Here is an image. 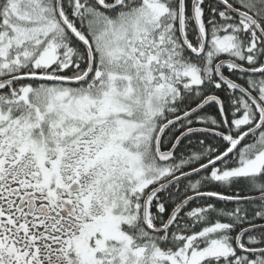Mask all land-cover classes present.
Returning <instances> with one entry per match:
<instances>
[{"label": "snow or ice", "instance_id": "6c2138e0", "mask_svg": "<svg viewBox=\"0 0 264 264\" xmlns=\"http://www.w3.org/2000/svg\"><path fill=\"white\" fill-rule=\"evenodd\" d=\"M0 264H264V0H0Z\"/></svg>", "mask_w": 264, "mask_h": 264}]
</instances>
